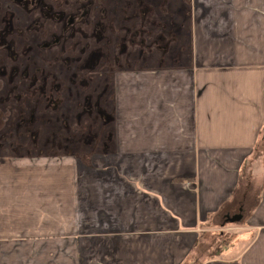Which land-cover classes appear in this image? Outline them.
Listing matches in <instances>:
<instances>
[{
    "label": "crops",
    "instance_id": "obj_1",
    "mask_svg": "<svg viewBox=\"0 0 264 264\" xmlns=\"http://www.w3.org/2000/svg\"><path fill=\"white\" fill-rule=\"evenodd\" d=\"M106 1L161 45L117 66L98 151L1 146L0 264H264V0Z\"/></svg>",
    "mask_w": 264,
    "mask_h": 264
},
{
    "label": "rangeland",
    "instance_id": "obj_2",
    "mask_svg": "<svg viewBox=\"0 0 264 264\" xmlns=\"http://www.w3.org/2000/svg\"><path fill=\"white\" fill-rule=\"evenodd\" d=\"M53 1L57 6L53 7L57 10L49 12L59 13L58 7L65 0ZM90 1L81 3L83 5L76 12H69L67 16L73 14L76 23L68 31L63 32L64 24L57 25L56 33L52 36L47 31L51 21L42 24L40 29H36L32 23L24 31L14 27L11 12H2L0 148L7 146L11 154H19L23 149L36 154L39 149L42 152L51 151L50 146L55 145L62 151H81L85 156L102 147H97L102 140V131L111 133L113 124L106 122L103 114L104 106L113 98L111 89L117 66L138 64L139 61L135 62L133 58L134 51L143 55L148 54L151 48L132 41L133 37L126 29L122 30L119 38L116 36L112 2L101 0L97 5V1L93 0L89 13L84 15ZM26 6L32 7L30 0ZM6 27L8 29L4 31ZM44 43H50L48 48H51L54 57H49ZM153 43L155 45L151 50H158L161 42ZM29 50L33 54L25 60L28 63L23 64L20 62L22 59L18 58L19 51L27 53ZM37 71H40L41 80L34 89H28V81L24 90H19L17 85L7 89L8 82L14 78L26 77V72L34 74ZM10 97H20L19 104H15ZM261 144H264V139ZM235 237L228 235L224 241L234 242Z\"/></svg>",
    "mask_w": 264,
    "mask_h": 264
},
{
    "label": "flooded vegetation",
    "instance_id": "obj_3",
    "mask_svg": "<svg viewBox=\"0 0 264 264\" xmlns=\"http://www.w3.org/2000/svg\"><path fill=\"white\" fill-rule=\"evenodd\" d=\"M82 0H65V2L60 6V7H65V6H72L73 8H74V12H76L77 11V9L80 7V6H82L83 4H81V3H84V2H86V1H88V0H83L82 2H81ZM94 2V1H93ZM7 3H8V5H7ZM13 3L14 2H12L11 0L10 1H3V0H0V32L1 31H3V29L1 28L2 26H3V23H4V20H3V18H2V12L3 11H7V10H11V11H9V12H11L12 14H13V18H12V21H13V25H14V27L15 28H17V29H21V30H26V28L29 26V25H31L32 23V25L33 26H35V27H37L36 29H40V27L42 26V25H40V22H38V21H36L35 23H34V19L29 23L28 22V24L27 25H22V23H26L25 22V20H23L22 21V18H21V16H19V14H14L13 13ZM56 5V4H55ZM93 5V3H91V6ZM53 9V6H52V8L51 9H48V10H52ZM64 13V12H63ZM87 13V12H86ZM85 13V14H86ZM84 14V15H85ZM71 15H73V14H71ZM58 22H60V21H57V20H55V19H53V22L49 25V27L47 28V31H48V33L52 36V35H55V33H56V26H57V24H58ZM62 24H64L65 25V28H64V30H63V32H66V31H68V29H70L75 23H76V20L75 19H73L72 17L71 18H64V19H62ZM8 28L6 27L5 29H4V31L5 30H7ZM35 30V29H34ZM31 32H34V31H30L29 33H31ZM16 40H18V39H16ZM38 40H40L39 38H38ZM41 41V40H40ZM49 44L50 43H45V45H43V47L44 48H46L47 47V49H51V48H48L49 47ZM18 46H20L19 44H18ZM33 48V47H32ZM21 53V54H20ZM33 54V53H32ZM32 54H31V51L29 50L27 53H24L23 51H19V59H22L23 60V58H24V61H22V60H20V62H22L23 64L26 62V63H28L27 61H25L28 57H30V56H32ZM55 56V54H52V57H54ZM19 59H17L16 61H18ZM28 68V67H27ZM29 69V68H28ZM20 71H21V69H20ZM36 74V75H35ZM51 74V73H50ZM41 74H40V71H37V72H34V74H30L29 72H26V77H17L16 79L14 78L13 80H12V82H8L9 83V86H8V88L7 89H11V87L12 86H16L17 85V87L19 88V90H24V85H25V82L26 81H28L27 83H29V87H28V89L29 90H31V89H34V86L36 85V84H38V83H40V80H41V76H40ZM7 83H6V87H7ZM23 96V95H22ZM10 99H13L14 100V103L15 104H19V102H20V97H19V99H16L15 97H10ZM5 103V102H4ZM6 104V103H5Z\"/></svg>",
    "mask_w": 264,
    "mask_h": 264
},
{
    "label": "water",
    "instance_id": "obj_4",
    "mask_svg": "<svg viewBox=\"0 0 264 264\" xmlns=\"http://www.w3.org/2000/svg\"><path fill=\"white\" fill-rule=\"evenodd\" d=\"M240 215H235L234 217H231L229 220L230 221H237V220H240Z\"/></svg>",
    "mask_w": 264,
    "mask_h": 264
}]
</instances>
